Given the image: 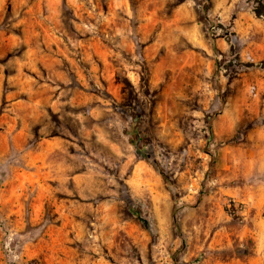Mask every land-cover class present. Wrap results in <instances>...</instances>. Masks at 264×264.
<instances>
[{"label": "rangeland", "instance_id": "rangeland-1", "mask_svg": "<svg viewBox=\"0 0 264 264\" xmlns=\"http://www.w3.org/2000/svg\"><path fill=\"white\" fill-rule=\"evenodd\" d=\"M0 264H264V0H0Z\"/></svg>", "mask_w": 264, "mask_h": 264}, {"label": "trees", "instance_id": "trees-1", "mask_svg": "<svg viewBox=\"0 0 264 264\" xmlns=\"http://www.w3.org/2000/svg\"><path fill=\"white\" fill-rule=\"evenodd\" d=\"M129 94L132 96L131 92H129ZM142 123H143V115L141 113L131 114V121L129 123V131H125V133L127 135H129V141L132 145H135L134 142L136 140L144 142V139H143L144 134L142 133V130H141ZM143 149H144V145H143ZM175 213H176V210H175V212H173V220L174 221H176V217L174 216ZM137 220L143 224H146V222L142 218H140L139 216H137ZM175 225L178 227L177 222H175Z\"/></svg>", "mask_w": 264, "mask_h": 264}]
</instances>
